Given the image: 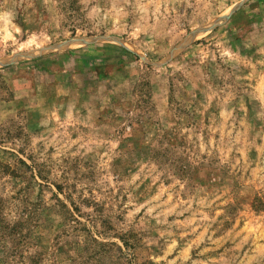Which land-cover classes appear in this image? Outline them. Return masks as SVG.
I'll return each instance as SVG.
<instances>
[{
  "label": "rangeland",
  "instance_id": "374dc122",
  "mask_svg": "<svg viewBox=\"0 0 264 264\" xmlns=\"http://www.w3.org/2000/svg\"><path fill=\"white\" fill-rule=\"evenodd\" d=\"M106 243L264 264V0H0V264Z\"/></svg>",
  "mask_w": 264,
  "mask_h": 264
},
{
  "label": "trees",
  "instance_id": "16d2710c",
  "mask_svg": "<svg viewBox=\"0 0 264 264\" xmlns=\"http://www.w3.org/2000/svg\"><path fill=\"white\" fill-rule=\"evenodd\" d=\"M1 231H3L1 234L4 236V233L7 231V227H4V226L1 227ZM10 231H11L12 234H14V229L13 228H9V230L7 231V233L10 232ZM16 232L17 231L15 230V234H16ZM122 246H124L125 248H128V245L125 242L123 243ZM101 247L102 248L104 247L105 250L107 248V251L105 252V255H107V258L108 259H110L109 260V263L110 264H129L130 259L127 260L126 259L127 258L126 255L123 252H121L120 247H118L114 243H106L104 245H101ZM97 254H104V251L99 252L97 250L96 255Z\"/></svg>",
  "mask_w": 264,
  "mask_h": 264
}]
</instances>
